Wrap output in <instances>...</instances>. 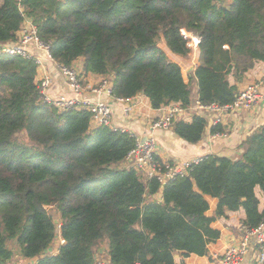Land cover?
<instances>
[{"label": "trees", "instance_id": "obj_1", "mask_svg": "<svg viewBox=\"0 0 264 264\" xmlns=\"http://www.w3.org/2000/svg\"><path fill=\"white\" fill-rule=\"evenodd\" d=\"M25 18L58 64L82 58L84 72L110 77L114 97L141 93L152 108L191 101L160 37L182 56L190 52L184 33L198 39L193 75L201 104L231 103L237 89L229 79L240 81L264 61V0H1L0 43L16 41ZM36 73L33 59L0 54V264L16 254L12 241L35 264H96L94 247L104 241L111 264H175L176 253L207 255L220 236L211 224L227 211L242 208L248 228L263 219L255 191L264 194V122L236 159L203 156L161 186L116 165L133 136L91 128L86 109L46 102ZM205 126L194 115L172 130L195 144ZM159 191L160 201L147 199ZM207 197L217 200L211 216ZM48 206L59 214L63 240L54 254H47L57 228Z\"/></svg>", "mask_w": 264, "mask_h": 264}, {"label": "crops", "instance_id": "obj_2", "mask_svg": "<svg viewBox=\"0 0 264 264\" xmlns=\"http://www.w3.org/2000/svg\"><path fill=\"white\" fill-rule=\"evenodd\" d=\"M160 48L165 52L169 60L180 66L185 82L189 83L191 86L190 104L184 108L176 121L191 122L194 115H201L206 120V126L199 142L195 144L186 143L173 132L172 128L167 130L157 129L153 132H148L150 123L152 120L156 119L159 113L157 108L151 107L149 99L145 95L139 93L133 98L131 109L125 112L124 108L126 103L116 102L104 93L96 94L89 90V86L94 87L99 85L102 81H106L107 86H110L111 79L110 77L84 72L82 69L83 59L79 58L73 62L72 66L76 67L81 75L84 88L83 96L90 100L100 99L109 103L112 109L111 124L113 127L125 129L140 137L147 133L154 137L156 142L155 153L162 161L180 164L184 161L201 158L206 155L223 156L229 159H236L239 157L241 154V144L245 138L264 122V102H261L257 107L250 110L241 109L234 113H228L223 117L221 124H218L222 130L220 133L224 134V136L217 135L211 131V116L207 113L197 114L195 110L198 88L193 71L200 64L199 49L196 40L194 44L191 45L190 52L185 56L172 53L167 48L165 42H163V47ZM28 49L33 55L38 56L42 60L43 67L37 68L36 81L41 78L43 68L51 75L52 85L47 90V96L51 99L59 95H64L69 98L74 97L65 78L59 72L56 63L47 59L41 50L34 47H29ZM263 70L264 61H258L244 74L240 81L234 82L232 78L229 80L231 83L235 84L238 91L246 84L257 81L263 73ZM262 92L264 93V87H262ZM116 165L120 168H130L125 161L117 163ZM255 193L259 200V211L264 213V194L259 188L256 189ZM147 198L160 201L161 193L159 191L157 194ZM207 200L209 202L207 214L211 216L215 210L217 200L211 197H207ZM244 218L245 212L242 208L236 211H227L224 216L216 218L211 226L220 232V236L217 240L208 244L207 255L198 256L190 254L188 256H183L180 253H176L175 264H220L218 258L215 257L221 256L229 245H233L239 241L242 235L239 229ZM56 252L57 249L54 250L50 247L47 254H54ZM257 254V246H251L238 264H257ZM36 261V258H22L17 252L6 264H35Z\"/></svg>", "mask_w": 264, "mask_h": 264}, {"label": "built area", "instance_id": "obj_3", "mask_svg": "<svg viewBox=\"0 0 264 264\" xmlns=\"http://www.w3.org/2000/svg\"><path fill=\"white\" fill-rule=\"evenodd\" d=\"M195 40L198 44V39L195 38ZM187 46L189 48L191 47L189 41ZM29 47L41 50L47 59L56 63L59 72L65 78L67 85L74 94V97L70 98L64 95H59L52 99L49 98L46 93L52 85V78L43 68L41 78L36 81L38 90L43 96V99L60 110H68L72 108L86 109L91 115L90 127L92 128L106 126L114 131L128 132L133 136L135 144L125 156L124 161L128 166L133 167L142 174L141 178L143 181L155 179L161 186H163L176 176L187 175L191 165L200 160V158H195L184 161L180 164L162 161L155 154L156 142L154 137L148 135V133L140 137L125 129H117L113 127L111 124L112 109L109 103L100 99L90 100L83 96V81L77 68L72 65L65 66L58 64L51 57L48 45L38 38L36 27L30 19H24L16 41L0 43V54L20 55L25 58H31L34 60L37 68H42V60L38 56L33 55L29 51ZM262 87H264V70L257 81L248 83L238 90L231 103L226 105H218L216 103L201 104L197 99L195 101V110L197 111V114H209L211 116V126H216L221 124L223 117L228 113H234L241 109L250 110L257 107L261 102H264ZM89 90L96 94L104 93L116 102L126 103L124 108L125 112L131 109L132 100L136 97V95L130 98L114 97L111 94V87L107 86L106 81H102L99 85L94 87L89 86ZM172 103L173 104L169 103L157 108L159 113L157 114L156 119L152 120L150 123L148 132H153L157 129L167 130L172 128L173 123L185 108L178 102ZM216 134L224 136V134L220 132H216ZM239 230L242 233L239 241L233 245H229L221 256H216L215 258H218L220 264H238L242 257L249 251L250 247L254 245L258 248L256 258L257 264H264V216L256 227L248 228L241 224ZM61 243H63V240L60 237L58 245ZM56 249L57 247L54 248V250ZM96 264L101 263L96 261ZM107 264L111 263L108 261Z\"/></svg>", "mask_w": 264, "mask_h": 264}, {"label": "rangeland", "instance_id": "obj_4", "mask_svg": "<svg viewBox=\"0 0 264 264\" xmlns=\"http://www.w3.org/2000/svg\"><path fill=\"white\" fill-rule=\"evenodd\" d=\"M184 33V31L182 32ZM184 35H186L187 37H189V44H194V41H195V38L194 36H192L191 34H188V33H184ZM197 39V38H196ZM163 39L162 37H160L159 41H158V46L160 45V47H163ZM148 199V198H147ZM46 209L48 210V213L51 215V217L57 221L56 222V237L54 239V241L52 242V245H51V249H54L55 247L58 246V240L60 238V235H59V214L58 212L56 211V209L54 208V206H48L46 207ZM9 244V243H8ZM9 246H11L12 249H14L13 251H15V253L18 252V247L15 245V242L12 241ZM94 252H95V259L97 262L101 263V264H107L108 263V256L106 254L107 252V242L104 241V242H101L99 243L98 245H96V247H94Z\"/></svg>", "mask_w": 264, "mask_h": 264}, {"label": "bare ground", "instance_id": "obj_5", "mask_svg": "<svg viewBox=\"0 0 264 264\" xmlns=\"http://www.w3.org/2000/svg\"><path fill=\"white\" fill-rule=\"evenodd\" d=\"M156 146V145H155ZM156 151V150H155ZM156 154V153H155ZM130 168L134 169L133 167L130 166ZM140 176L142 175L141 173H139L136 169H134Z\"/></svg>", "mask_w": 264, "mask_h": 264}, {"label": "water", "instance_id": "obj_6", "mask_svg": "<svg viewBox=\"0 0 264 264\" xmlns=\"http://www.w3.org/2000/svg\"><path fill=\"white\" fill-rule=\"evenodd\" d=\"M57 221L54 220V223H56Z\"/></svg>", "mask_w": 264, "mask_h": 264}]
</instances>
